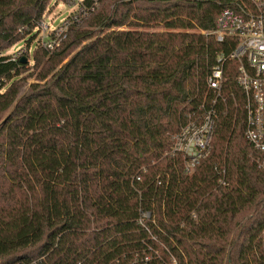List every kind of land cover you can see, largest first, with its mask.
Returning <instances> with one entry per match:
<instances>
[{
	"label": "trees",
	"instance_id": "1",
	"mask_svg": "<svg viewBox=\"0 0 264 264\" xmlns=\"http://www.w3.org/2000/svg\"><path fill=\"white\" fill-rule=\"evenodd\" d=\"M52 1L0 0V264H264L242 103L219 100L192 174L172 152L213 103L230 0H84L54 51L4 56Z\"/></svg>",
	"mask_w": 264,
	"mask_h": 264
},
{
	"label": "built area",
	"instance_id": "2",
	"mask_svg": "<svg viewBox=\"0 0 264 264\" xmlns=\"http://www.w3.org/2000/svg\"><path fill=\"white\" fill-rule=\"evenodd\" d=\"M67 28L68 22L42 40L41 45L48 51H54L64 39ZM213 35L218 42L228 40L234 47L230 52L219 55L207 78L208 88L213 92L211 107L200 119L187 124L175 139L172 152L186 159L188 174H192L212 152L217 124L216 106L219 100L225 101V92L236 106L242 103L246 114L245 138L263 157L258 162L264 166V0H230L216 21ZM228 82L234 84L238 93Z\"/></svg>",
	"mask_w": 264,
	"mask_h": 264
},
{
	"label": "rangeland",
	"instance_id": "3",
	"mask_svg": "<svg viewBox=\"0 0 264 264\" xmlns=\"http://www.w3.org/2000/svg\"><path fill=\"white\" fill-rule=\"evenodd\" d=\"M83 1L84 0H70L69 3L64 4L59 0H53L45 20L32 35L34 41L31 47L28 46L27 42L22 41L4 52L3 55L12 59H17L25 54L30 56L37 45L39 43L41 44L42 40H45L53 31L60 30L69 20L80 14ZM33 82L34 78L30 79L26 88H29Z\"/></svg>",
	"mask_w": 264,
	"mask_h": 264
}]
</instances>
